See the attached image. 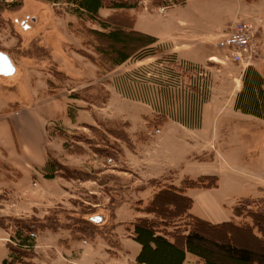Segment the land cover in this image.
I'll use <instances>...</instances> for the list:
<instances>
[{"label": "rangeland", "instance_id": "rangeland-1", "mask_svg": "<svg viewBox=\"0 0 264 264\" xmlns=\"http://www.w3.org/2000/svg\"><path fill=\"white\" fill-rule=\"evenodd\" d=\"M134 1L137 10L157 2ZM176 5H171L173 7L166 10L164 6H160L158 10L150 11V21L157 26L163 20L174 21L185 13L193 16L201 10L206 16L200 19L199 23L177 26V31L183 33L185 28H191V34L197 30L196 32H200L198 35L216 37L229 32L238 19H245L253 24L255 42L259 44L260 49L253 53L246 64H241L226 58L225 52L217 48L219 37H207L202 43L211 45L217 51L210 56L215 58L209 57L205 64L195 66L187 63L186 66V63L174 60L172 55L151 54V49L140 51L123 65L112 67L110 71L106 66L97 75L95 69L84 72L78 70L76 58L72 57L71 53L72 50L81 53L80 50L84 47L82 41L90 38L87 29L92 26L100 27L99 23L79 19L72 12L74 7L66 0H0V50L9 54L16 67L11 75L0 74V107H3L4 103L8 107L7 112L0 111V144L3 142L4 145L0 159L11 158L14 151H18L13 121L9 120L11 111L18 106L23 112L27 111V108L36 103L38 94H41L39 100L52 97L48 103H42V107L39 106L41 108L36 111L40 117V109L43 107L50 113L46 136L52 135L54 138L55 144L52 147L56 148V152L53 153L47 141L46 146L49 149L45 146V154L49 156L52 167L50 171L53 175L66 176L70 181L67 187L72 194L68 195L67 200L59 201L60 206L55 208V214L51 216L52 226H62L65 230L82 229L85 227L86 218L98 216L102 225L98 234L113 239L116 234L113 232L116 222L112 216L120 202L130 203L131 208L141 209L145 207L148 196L143 190L169 185L172 178L177 184L183 176L184 171L177 168L175 177L170 176V181L141 179L139 174L132 170L134 166H131V161L134 160L135 154L141 155L143 148L152 145L160 129L158 132L154 130L164 122L175 119L194 121L193 118L188 119L190 115L179 111V107H184L190 96L197 92L193 86L196 85L194 79L204 78L206 81L204 86L202 84L203 89L207 86L211 93L226 104L237 83L235 78L232 79L234 71L231 64L235 63L243 69L260 61L264 62V25L261 26L264 23V0H196ZM130 41L131 44L135 42ZM119 46L123 45H116L117 48ZM81 51L86 52L85 48ZM96 59L105 64L111 63L110 59L99 56H96ZM79 60L87 61L82 56ZM60 70L67 74L63 72L65 76L61 75ZM92 71L94 73L91 75ZM173 85L186 89H178ZM43 90H46L45 94ZM63 91L68 96L55 98ZM157 91L159 96L156 95ZM173 98L176 100L173 101ZM139 99L144 105L143 110L135 104ZM67 119L71 120L70 124L62 123ZM226 122L228 125L221 130V133H226L222 139L225 143L220 147L225 160L245 168L260 166L264 161V123L246 118L243 120L237 116ZM145 126L150 129L145 132L144 137ZM140 133V142L144 141V144L135 146L134 134L139 138ZM32 142L36 149L38 145L34 139ZM164 147L168 149L169 157L176 154L170 149L169 143H165ZM200 156L209 161L210 157H214V153ZM195 158L197 157L191 154V161L184 169L190 170L188 172L192 177L197 172L194 163L198 159ZM0 167L5 168L2 162ZM20 167H23V164H20ZM223 167L230 166L223 163ZM86 175L93 178L85 179ZM26 178H29V183L26 188L23 187L24 191L0 192V232L4 236V239L0 238V264H4L8 255L6 242L14 235L15 224L12 218H22L24 215L20 212V216H7L8 214L2 211V208H5L2 203L11 200L10 205L20 202L27 208L33 203L37 205L38 202L37 191L33 193L28 187L37 183L39 178L33 173ZM227 179L225 175L221 177L222 188L231 191L232 186L227 183ZM88 180L95 182H87ZM59 181L62 185L65 184L64 180ZM9 192L12 194H8ZM232 194L234 195L231 196L249 195L251 189L245 183ZM95 203L100 205L96 206ZM242 220L245 218L240 221ZM187 221L189 220L186 217L180 218L167 227V231H174L173 226L182 225ZM123 225L128 227L131 223ZM81 237L87 236L81 232ZM36 239L37 237L35 245ZM98 263L107 264L100 259Z\"/></svg>", "mask_w": 264, "mask_h": 264}, {"label": "crops", "instance_id": "crops-1", "mask_svg": "<svg viewBox=\"0 0 264 264\" xmlns=\"http://www.w3.org/2000/svg\"><path fill=\"white\" fill-rule=\"evenodd\" d=\"M191 1L196 0H187L185 3L178 5H184ZM173 6H167L164 10ZM136 8L127 9V17L128 19L130 18V20L128 21L126 18L127 23L123 24V31H125V33L134 32L135 34H132V36L140 42L147 41L150 37L155 39L148 45H139L137 47L138 52L139 50L152 49V51L160 55H172L173 59L178 61V63H186V65L190 63L196 66L205 64L209 60L211 54L217 51L212 48L211 45L203 44L202 40L204 38L207 39V37L216 39L226 33H222L216 37L209 35L205 37L202 34L198 35L200 32H196L197 30H193L194 33L191 34L189 31L191 28H185L183 33L177 31V26L199 23L200 19L206 16L201 10L194 13L193 16L185 13L183 16H178L174 21L170 19L163 20L160 25L156 26L150 21L149 12L155 9L158 10V8L149 9L147 5L140 10ZM114 11V9L104 7L100 9V14L105 18L110 16ZM128 22L132 23L130 24ZM263 25L264 23L261 26ZM91 28L105 31L101 26H92ZM259 40L261 41V39ZM82 45L84 47H82L81 50L85 48L86 53H90L94 57L99 55L93 45L85 44L83 41ZM81 50V53L74 50H72L71 53V56L76 58L75 62L76 65H78V70L84 72V70L89 71V69H95L97 75L100 74V70L104 69V67L107 66L106 68L110 71L112 67L123 65L135 55H130L123 62H115L112 64L113 61H111V63L106 62L105 64V62H100L99 60L92 61ZM80 56L85 60L87 59V61H80ZM231 66L234 71L232 79L235 78L237 83L235 90L231 91V95L226 104H224V101L219 99L213 92L211 93L207 86L203 89L204 82L206 81L204 78H195L194 83L196 85L193 86L197 90L196 94L190 96L188 103L184 107H179V111H182L183 114H187L188 116L190 115L188 119L193 118L194 121H181L175 119L164 122L161 126H158L157 129H160V131L156 135L155 140L152 141V145L146 146V149L143 148L142 152H140L141 155H139V153L135 154L136 156L134 160H132L133 162L131 161V166H134L132 170L137 172L141 179L146 178L147 180L159 182L160 180L170 181V176L175 177L177 168L184 171L183 176L179 178L180 181L177 184L174 182V178H172L173 180L170 181L169 185L178 186L185 178H197L201 175L218 176V184L216 187L186 188L183 192V194L192 199V205L188 213L214 224L231 220L240 222L241 217H236L232 213L233 205L241 198H259L264 196V161L260 166L254 165L255 167L248 166V168L232 163L230 164V162L228 163V161L225 160L223 152L220 149L225 143L222 140L223 135H226L225 132L221 133V130L223 131L225 129V126L228 125L226 121L230 118L237 116L243 120L246 118L264 123V106L258 111L257 109L247 108L242 104V95L246 89L243 84V78L248 74L247 72H249V70V76L253 72L258 79L261 78L262 84L260 87L264 90V62L260 61L244 67L243 69H240V66L235 63L231 64ZM64 73L67 74L66 72ZM93 73L92 71L91 75ZM191 82L193 83V80ZM173 87L178 89L183 88V90L186 89L180 85H173ZM170 88H172V86ZM46 90H43L44 94ZM156 95L159 96V91H157ZM40 96L41 94H38L36 103L32 107L27 108V111L23 112L19 106L15 107L12 110L13 112L11 111L12 114L9 116V120L13 121L12 124L16 135L18 151L16 152L15 150L11 158L0 159V162H2L5 167H0V192H13L14 190L24 191L23 187L26 188V185L29 183L27 180L29 178H26V176L33 173L38 176L39 179H37V183H32L33 185L28 188L33 193L37 191L38 202L37 205H33V203L25 208L20 202L15 205H10L9 203L11 200H7L2 203L5 205L2 211L6 212V214H8L7 216H20L19 213L22 212L24 213L22 218L37 217L40 220H46L55 214V208L60 204L59 201L67 200L68 195L72 196L67 187V183H70L68 179L59 175L52 178L47 176V173H52V171H50L52 167L49 163V156L45 154V146L48 141L51 147L50 149L53 153L56 152V148L52 147L55 144V140L52 135L50 136L47 134L48 136H46L47 122L49 121L48 117L50 113L43 107V110L40 109L43 117H40L36 109L41 108L42 103H48L52 97L39 100ZM64 96L68 95L63 91L55 98H62ZM174 100L176 99L173 98V101ZM135 104L137 108L141 110L144 109L142 100L139 99L135 101ZM7 109L8 107H6L5 103L3 107H0V111H6ZM221 122L222 127H220ZM62 123L68 125L71 123V120L67 119ZM149 129L148 126H145V130L143 131L144 137L145 132ZM134 135L136 139L135 146H142L144 141L140 142L142 139L141 133L138 135L140 136L139 138L137 134ZM32 139H34L35 143L38 145L36 149L33 147ZM165 143H169L171 145L170 149L172 148V151L176 152L174 156L169 157V151L164 147ZM2 144L3 142L0 144V157L3 155L1 149H4V145ZM47 147L48 146H46V148ZM192 151L194 152L192 153ZM189 152L197 157L195 159H198L194 163V169H196L197 172L193 177L190 172H188L190 170H184L185 167L188 166L187 163L191 161V154H187ZM211 152L214 153V157H210L209 161L204 160L205 158L202 156L199 157L201 154L203 155ZM231 154H233V152H231ZM219 162H221V164ZM223 163L230 167L224 168ZM20 164H23V167H20ZM47 169H49V171H47ZM104 172L106 171H102V173ZM223 175L227 176V183L232 186L231 191L222 188L221 177ZM21 179L23 180L21 181ZM60 179L65 181L64 185L59 181ZM87 182L94 183L95 180H88ZM245 183L250 187L251 194L231 196L234 195L232 193L239 190L240 186ZM56 185H58V187H55ZM20 187H22V189H19ZM160 188L161 187L143 190L144 193H148L144 204H146L149 198ZM11 192L8 194L11 195ZM90 192L95 191L90 190ZM95 205L98 206L100 204L95 203ZM144 216L151 217L152 215L140 211L137 207L131 208L130 203L123 204V201L120 202L115 208L114 215L112 216L116 222V226L113 230L116 234H114L113 239L111 237H105L102 234H96L93 238L81 237V233H74L72 229L69 228L65 230L62 226L56 229L46 227L39 230L35 235L37 239L31 260L36 264H101L98 263L99 259L104 260L107 264H138L137 256L142 246L133 239L132 223L136 218ZM123 223H131V225L128 227L126 225L124 227ZM3 237V234L0 232V238L4 239ZM168 238L171 241L174 240L173 237ZM37 257H39L38 262ZM183 263L204 264L199 257L187 251Z\"/></svg>", "mask_w": 264, "mask_h": 264}, {"label": "trees", "instance_id": "trees-1", "mask_svg": "<svg viewBox=\"0 0 264 264\" xmlns=\"http://www.w3.org/2000/svg\"><path fill=\"white\" fill-rule=\"evenodd\" d=\"M66 1L74 7L72 12L79 19L99 23L105 29L101 31L89 27L87 35L90 38H87L84 43L93 45L98 56L110 59L113 61L112 64L123 62L130 55L137 54L139 45H148L155 40L150 37L147 41L140 42L132 36L134 32L123 31V24H126V18L128 19L127 9L137 7L134 0ZM185 1L157 0L147 7L149 9L167 7ZM104 7L115 11L104 18L100 14V9ZM130 40L135 42L131 44ZM117 44L123 46L117 48ZM144 50L151 51V49ZM152 53L155 52L152 51ZM84 54L92 61L99 60L90 53L84 52ZM59 72L64 75L63 72ZM247 73L249 74L250 70ZM248 74L243 78L246 89L242 95V104L259 111L264 106V90L260 87L262 80L258 79L253 72L250 76ZM52 162L54 164V160ZM47 176L52 178L54 175L48 173ZM84 178L93 177L86 175ZM217 184L218 176L201 175L197 178H185L178 186H163L155 192L145 207L139 209L152 216L138 217L132 223L133 239L142 246L137 256V263L184 264L187 251L199 257L204 264H264V197L242 198L233 205V215L245 218L240 222L231 220L214 224L188 213L192 199L183 194L184 190L212 188ZM249 206L253 207L248 208ZM92 217L95 216L85 219L84 228L72 229V231L82 232L90 238L95 237L102 225ZM183 217L189 221L173 226L174 231H167V227ZM12 220L15 230L11 240L7 242L9 253L4 259V264H36L31 260L34 254L35 235L46 227L56 229L52 226L51 217L46 220H40L37 217L12 218ZM168 237H173L174 240L171 241Z\"/></svg>", "mask_w": 264, "mask_h": 264}, {"label": "built area", "instance_id": "built-area-1", "mask_svg": "<svg viewBox=\"0 0 264 264\" xmlns=\"http://www.w3.org/2000/svg\"><path fill=\"white\" fill-rule=\"evenodd\" d=\"M255 41L253 24L248 20L238 19L229 32L219 37L216 46L225 52V57L229 60L246 64L253 53L260 49ZM154 131L158 132L159 129Z\"/></svg>", "mask_w": 264, "mask_h": 264}, {"label": "water", "instance_id": "water-1", "mask_svg": "<svg viewBox=\"0 0 264 264\" xmlns=\"http://www.w3.org/2000/svg\"><path fill=\"white\" fill-rule=\"evenodd\" d=\"M16 67L14 62L8 53H5L0 50V74L11 75L15 72ZM93 220H100L97 216L92 217Z\"/></svg>", "mask_w": 264, "mask_h": 264}]
</instances>
